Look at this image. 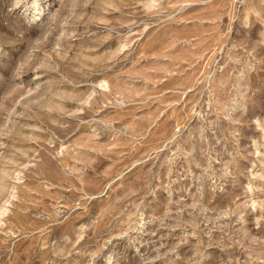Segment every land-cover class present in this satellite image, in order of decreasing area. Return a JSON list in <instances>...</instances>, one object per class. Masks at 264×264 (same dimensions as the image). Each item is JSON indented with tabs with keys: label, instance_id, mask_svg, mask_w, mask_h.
<instances>
[{
	"label": "rangeland",
	"instance_id": "obj_1",
	"mask_svg": "<svg viewBox=\"0 0 264 264\" xmlns=\"http://www.w3.org/2000/svg\"><path fill=\"white\" fill-rule=\"evenodd\" d=\"M0 264H264V0H0Z\"/></svg>",
	"mask_w": 264,
	"mask_h": 264
}]
</instances>
